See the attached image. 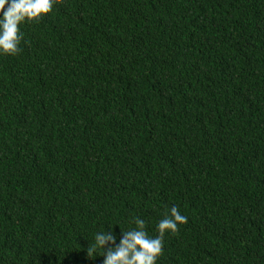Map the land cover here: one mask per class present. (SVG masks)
Returning a JSON list of instances; mask_svg holds the SVG:
<instances>
[{
    "label": "trees",
    "instance_id": "1",
    "mask_svg": "<svg viewBox=\"0 0 264 264\" xmlns=\"http://www.w3.org/2000/svg\"><path fill=\"white\" fill-rule=\"evenodd\" d=\"M21 31L0 264H103L96 233L156 237L173 206L157 264H264V0H60Z\"/></svg>",
    "mask_w": 264,
    "mask_h": 264
},
{
    "label": "clouds",
    "instance_id": "2",
    "mask_svg": "<svg viewBox=\"0 0 264 264\" xmlns=\"http://www.w3.org/2000/svg\"><path fill=\"white\" fill-rule=\"evenodd\" d=\"M60 0H0V52L5 55H17L22 51L20 45L24 39L21 25L38 22L53 11L54 4ZM136 228L122 230L119 244L110 232H98L95 242L91 243L87 254L95 257L98 249H103V264H157L163 254L167 233L176 234L179 225L187 223V217L181 215L173 206L170 215L166 212L158 222L156 237H150L146 231V222L133 217ZM114 247H108V245Z\"/></svg>",
    "mask_w": 264,
    "mask_h": 264
},
{
    "label": "bare ground",
    "instance_id": "3",
    "mask_svg": "<svg viewBox=\"0 0 264 264\" xmlns=\"http://www.w3.org/2000/svg\"><path fill=\"white\" fill-rule=\"evenodd\" d=\"M202 216V215H201ZM202 218V217H201Z\"/></svg>",
    "mask_w": 264,
    "mask_h": 264
}]
</instances>
